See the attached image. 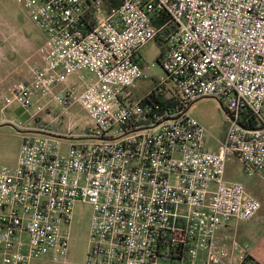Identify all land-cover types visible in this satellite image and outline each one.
Returning <instances> with one entry per match:
<instances>
[{"label": "built area", "instance_id": "obj_1", "mask_svg": "<svg viewBox=\"0 0 264 264\" xmlns=\"http://www.w3.org/2000/svg\"><path fill=\"white\" fill-rule=\"evenodd\" d=\"M23 5L45 38L42 62L2 100L40 105L36 126H20L27 135L17 166H0V263L65 255L67 228L83 203L93 208L87 264H232L225 229L262 207L244 183L227 178V163L237 158L248 177L264 170V0ZM155 40L166 45L167 79L147 97L181 106L136 99L155 67L143 65L141 51ZM87 75L84 85H67ZM205 97L233 118L217 151L207 149L209 131L190 113ZM76 104L89 118L82 134L71 123L61 132L40 121ZM246 111L259 127L239 123ZM239 264L260 263L247 255Z\"/></svg>", "mask_w": 264, "mask_h": 264}, {"label": "rangeland", "instance_id": "obj_2", "mask_svg": "<svg viewBox=\"0 0 264 264\" xmlns=\"http://www.w3.org/2000/svg\"><path fill=\"white\" fill-rule=\"evenodd\" d=\"M44 44L45 38L25 10L23 0H0V55L6 57L7 68L14 69L22 66L27 68L33 65L39 58L36 52L39 49H44ZM165 49L166 45L160 40L151 41L142 49L143 65L151 66L155 64V67L150 77L139 83L135 91L136 99H144L151 91L155 90L157 83L167 79V74L163 67L157 63V60ZM33 54L35 55L33 56ZM28 58L31 60L28 61ZM73 77L76 78V81L77 79L80 81H77L80 85H84L90 78L89 75H87L86 80H80L78 76ZM37 103L36 101L32 108L27 109L18 103L5 107L3 100H0V116L10 119L8 125L0 127V166L9 168L17 166L18 152L21 148L23 137L27 135L23 133L24 130L20 126H36L32 120L37 105H40ZM56 112L47 121L56 130L66 132V126L71 123L74 133L82 134L89 127L87 113L78 104L73 105L67 114L62 115L61 109L58 107L56 108ZM190 113L198 118L209 131L206 138L207 147L211 150L217 148L218 140L222 139L226 134L227 129H225V124L228 120L220 100L212 97L200 98L192 105ZM40 118V121H46L45 113ZM68 142V140H64L63 153L66 152ZM227 178L244 183L248 193L255 197L256 195L253 193L254 185L263 187L260 191L264 206V173L263 177H248L244 172L243 164L236 158H232L227 163ZM262 212H264V207L262 208ZM92 217V206L78 203L74 209L71 224L67 228L69 232L67 254L58 258L57 261L45 260L43 264H87L91 248L90 233ZM233 225L245 226L246 224L234 222ZM237 254L243 256V248L238 249ZM48 257L36 260H44Z\"/></svg>", "mask_w": 264, "mask_h": 264}, {"label": "crops", "instance_id": "obj_3", "mask_svg": "<svg viewBox=\"0 0 264 264\" xmlns=\"http://www.w3.org/2000/svg\"><path fill=\"white\" fill-rule=\"evenodd\" d=\"M42 49H39L36 53V55H39V58L35 63L27 68H24V66L19 68L10 69L7 68L6 64V57L3 55H0V100H2V96L4 92H7V90L17 81L20 80H28L30 79L31 75V69L34 68L36 65L42 62ZM35 54H33L34 56ZM41 55V56H40ZM33 59V58H32ZM28 61L31 59L28 58ZM77 81H79L77 79ZM76 78L72 77L67 85H71L73 83H76ZM80 82V81H79ZM196 102V101H195ZM193 102L192 105L195 103ZM191 105V107H192ZM46 121L50 119L49 116L45 115ZM43 119V118H42ZM10 119L6 117L0 116V125L2 124H8V121ZM24 133V132H23ZM225 137V136H224ZM222 137V139L224 138ZM207 147V143H206ZM207 149H209L207 147ZM210 151H217V148ZM20 149L18 152V158H19ZM237 159V158H236ZM238 160V159H237ZM18 163V162H17ZM264 170L258 174L255 177H263ZM230 180V179H229ZM263 187L260 185H254V191L253 193L256 195V198H258L262 204L260 212L257 214V216L251 220L248 223H245V226L242 225H230L225 229V233L228 235V248H229V262L232 264H239L241 263L244 258L248 255L254 260L258 261L260 264H264V212H262L263 206V197L261 194V191ZM243 248L244 255L239 256L238 249ZM67 254V251H66ZM45 260L48 261H57L54 259L53 256H49L47 259L44 260H34L31 262V264H43Z\"/></svg>", "mask_w": 264, "mask_h": 264}, {"label": "trees", "instance_id": "obj_4", "mask_svg": "<svg viewBox=\"0 0 264 264\" xmlns=\"http://www.w3.org/2000/svg\"><path fill=\"white\" fill-rule=\"evenodd\" d=\"M161 22H159L160 24ZM165 53V51H163L160 55V58L157 60V63L158 64H161V60H162V56L163 54ZM144 103L146 104H151V103H159L161 104L162 106L166 107V108H171L173 107L174 105H180L179 101L176 100V99H170V100H167L164 98V96L162 95H159V96H156V95H151L149 97H147L146 99H144ZM181 106V105H180ZM228 120L226 121V124H225V129H227V126H228ZM239 123L243 126V127H254V128H257L259 127L260 123L258 122V120L255 118V116H253V114L251 112H243L241 114V117L239 119ZM40 127H41V124H38ZM50 130L52 131H58L56 129H54V126H50Z\"/></svg>", "mask_w": 264, "mask_h": 264}, {"label": "water", "instance_id": "obj_5", "mask_svg": "<svg viewBox=\"0 0 264 264\" xmlns=\"http://www.w3.org/2000/svg\"><path fill=\"white\" fill-rule=\"evenodd\" d=\"M215 99H217V98H215ZM218 100V99H217ZM221 103V102H220ZM221 106H222V108L224 109V111L226 112V114H227V117L229 118V119H233L232 118V116L229 114V112H228V110H227V108L221 103ZM5 125H8V124H2V125H0V127H3V126H5ZM10 125V124H9ZM23 132H25V131H23ZM30 132H33V131H30ZM46 135H50V136H53V137H58V138H61V139H66L64 136H57V135H54V134H48V133H45Z\"/></svg>", "mask_w": 264, "mask_h": 264}]
</instances>
